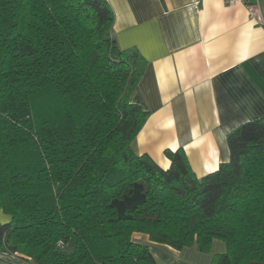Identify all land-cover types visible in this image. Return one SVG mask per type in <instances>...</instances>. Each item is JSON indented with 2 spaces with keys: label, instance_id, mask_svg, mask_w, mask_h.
<instances>
[{
  "label": "trees",
  "instance_id": "16d2710c",
  "mask_svg": "<svg viewBox=\"0 0 264 264\" xmlns=\"http://www.w3.org/2000/svg\"><path fill=\"white\" fill-rule=\"evenodd\" d=\"M108 0H0V250L35 264H158L134 232L176 249L214 239V264L264 261V117L228 135L199 177L135 150L131 100L147 60L122 49Z\"/></svg>",
  "mask_w": 264,
  "mask_h": 264
},
{
  "label": "crops",
  "instance_id": "0c3cea01",
  "mask_svg": "<svg viewBox=\"0 0 264 264\" xmlns=\"http://www.w3.org/2000/svg\"><path fill=\"white\" fill-rule=\"evenodd\" d=\"M254 1L108 0L119 47H135L147 60L131 95L149 112L135 140L138 153L168 168L165 150L183 148L202 177L229 161L232 130L264 117V25L250 18L247 4ZM9 220L0 208V224ZM132 238L148 245L158 264H214L227 252L219 239L203 252L196 242L176 249L146 233ZM0 264L35 263L0 250Z\"/></svg>",
  "mask_w": 264,
  "mask_h": 264
},
{
  "label": "built area",
  "instance_id": "2783aa9c",
  "mask_svg": "<svg viewBox=\"0 0 264 264\" xmlns=\"http://www.w3.org/2000/svg\"><path fill=\"white\" fill-rule=\"evenodd\" d=\"M242 0H226L227 4L235 5ZM247 9L250 15V18L254 20L257 24L264 25V17L261 10L259 0H255L252 3L247 4Z\"/></svg>",
  "mask_w": 264,
  "mask_h": 264
}]
</instances>
